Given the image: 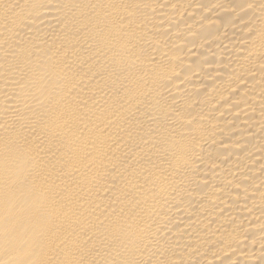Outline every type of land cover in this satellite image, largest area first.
Segmentation results:
<instances>
[{"label": "bare ground", "instance_id": "6f19581e", "mask_svg": "<svg viewBox=\"0 0 264 264\" xmlns=\"http://www.w3.org/2000/svg\"><path fill=\"white\" fill-rule=\"evenodd\" d=\"M0 264H264V0H0Z\"/></svg>", "mask_w": 264, "mask_h": 264}]
</instances>
